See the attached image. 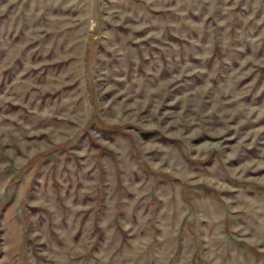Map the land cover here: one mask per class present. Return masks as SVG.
I'll list each match as a JSON object with an SVG mask.
<instances>
[{
    "label": "rangeland",
    "instance_id": "1",
    "mask_svg": "<svg viewBox=\"0 0 264 264\" xmlns=\"http://www.w3.org/2000/svg\"><path fill=\"white\" fill-rule=\"evenodd\" d=\"M0 264H264V0H0Z\"/></svg>",
    "mask_w": 264,
    "mask_h": 264
}]
</instances>
